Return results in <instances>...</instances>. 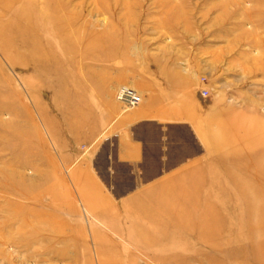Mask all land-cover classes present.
Instances as JSON below:
<instances>
[{"label": "rangeland", "instance_id": "1", "mask_svg": "<svg viewBox=\"0 0 264 264\" xmlns=\"http://www.w3.org/2000/svg\"><path fill=\"white\" fill-rule=\"evenodd\" d=\"M148 66L214 108L131 174L104 140ZM0 264H264V0H0Z\"/></svg>", "mask_w": 264, "mask_h": 264}, {"label": "crops", "instance_id": "2", "mask_svg": "<svg viewBox=\"0 0 264 264\" xmlns=\"http://www.w3.org/2000/svg\"><path fill=\"white\" fill-rule=\"evenodd\" d=\"M141 76L150 79L147 80V87L145 84L142 87V103L121 115H118L120 105L115 104L109 116L116 117V121L112 126V133L104 140L105 143L111 142L113 146L109 157L119 164L130 166L131 174L142 172L147 160V140L141 135L142 128L156 126L162 137L168 139L171 130L180 127L192 133L193 139L197 140L200 139L198 128L203 107L214 108L213 100L201 97L196 81L191 78L190 73L173 68L150 67L142 71ZM168 158L167 153L161 155L166 166L160 169V173L188 171L190 167L201 166L198 165V156L185 155L181 160L167 165L165 162ZM198 173H194V176ZM193 183L191 179L190 184ZM189 185L184 187L189 188ZM130 188L134 189L135 186ZM114 201L119 205L121 202L127 205L133 203L134 199L124 196L114 198ZM153 214L155 215V210Z\"/></svg>", "mask_w": 264, "mask_h": 264}, {"label": "built area", "instance_id": "3", "mask_svg": "<svg viewBox=\"0 0 264 264\" xmlns=\"http://www.w3.org/2000/svg\"><path fill=\"white\" fill-rule=\"evenodd\" d=\"M202 96L207 97L209 91L207 89L202 90ZM117 99L123 103L127 108H133L142 102V96L140 93L130 86H120L117 90Z\"/></svg>", "mask_w": 264, "mask_h": 264}]
</instances>
